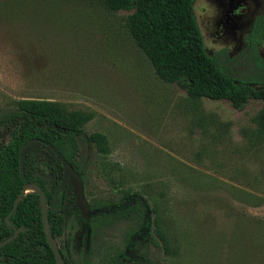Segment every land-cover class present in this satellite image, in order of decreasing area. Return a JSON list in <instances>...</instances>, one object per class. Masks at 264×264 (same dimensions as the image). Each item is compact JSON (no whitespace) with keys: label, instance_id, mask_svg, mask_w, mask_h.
I'll return each instance as SVG.
<instances>
[{"label":"rangeland","instance_id":"374dc122","mask_svg":"<svg viewBox=\"0 0 264 264\" xmlns=\"http://www.w3.org/2000/svg\"><path fill=\"white\" fill-rule=\"evenodd\" d=\"M256 10L264 12V0ZM125 14L98 0H0V121L19 99L85 113L83 133H101L107 151L76 137L61 140V153L82 172L90 205L117 202L124 191L146 198L157 243L136 250L154 264H264V136L253 122L262 102L235 109L190 99L156 76ZM259 50L264 57V43ZM220 60L235 76L253 71L249 62ZM137 225L126 208L94 219L87 248L72 247L79 225L66 212L57 241L72 264H104Z\"/></svg>","mask_w":264,"mask_h":264},{"label":"trees","instance_id":"16d2710c","mask_svg":"<svg viewBox=\"0 0 264 264\" xmlns=\"http://www.w3.org/2000/svg\"><path fill=\"white\" fill-rule=\"evenodd\" d=\"M98 1L106 10L126 12L124 26L156 76L182 87L190 99L226 100L235 109H241L249 99L261 101L262 107L254 115L253 122L256 132L264 136V59L253 48V43L248 61L253 71L242 77L235 76L223 61L205 53L194 18L193 0ZM262 21L264 17L257 20ZM15 105V111L1 120L10 138L5 144L0 142V243L15 229L19 230L11 240L0 244V264H55L42 231L37 193L27 191L17 198L24 184H34L43 191L48 226L56 241L62 232L63 213H70L81 226L72 247L87 248L94 219L100 221L126 208L133 209L138 218L137 228L128 233L123 247L104 264H154L145 253L136 250L137 245L157 243L152 234V210L141 194L124 191L117 202L91 204L92 218L85 222L75 207L64 204V194L52 203V192L60 176L56 169H60V164L40 143L36 142L35 152L29 148L23 151L24 174L19 173L18 150L30 139L44 140L61 152V140L82 137L89 147L106 152L101 133H83L87 115L46 99H19ZM41 153L45 154L51 168V177H46L37 165ZM65 159L77 170L72 160ZM57 244L62 260L72 264L64 253V242L57 241Z\"/></svg>","mask_w":264,"mask_h":264},{"label":"flooded vegetation","instance_id":"af4514ba","mask_svg":"<svg viewBox=\"0 0 264 264\" xmlns=\"http://www.w3.org/2000/svg\"><path fill=\"white\" fill-rule=\"evenodd\" d=\"M214 1L215 0H210V2L213 3L215 5V7L218 9V15H216V17L214 18V22H213L214 31H212L210 33V35L215 36L217 38V40H219L220 42H222L225 45H227L226 44L227 42H236V44H234V46H232V49L225 48L221 52H219L215 55H213L212 51L211 52L208 51L207 53L206 52L205 53L208 56L213 55V56H209V57H211V58L216 57L218 60L221 59L222 57H226V59H227L226 61L238 60L240 62H248L250 60L249 54L252 53L251 46L254 44L253 48H255L257 53L260 55L259 47H260V45H262L264 43V21L257 22V20L260 17L261 18L264 17V12H259L256 10L257 6L259 4V0H216V2H214ZM194 2H195V0L192 1V8H193L195 22L197 24V18H196L195 12H194ZM203 49H204V47H203ZM262 58L264 59V57H262ZM4 126H5L4 123L2 121H0V130L2 133L1 137L3 139L7 138L9 140L10 134L8 132V129H6ZM36 140H41V139H36ZM36 142H34L33 144H36ZM38 143H40V142H38ZM42 146H44V145H42ZM26 148H28V146ZM44 150L51 152V150L45 146H44ZM59 164H60V162H59ZM47 166L49 168V172H47V174L51 175L52 172H51V168L49 167L48 163H47ZM73 169H74V167H73ZM76 169L77 170H75V169L74 170L78 174H79V172L81 173L79 175L82 179L83 190H84V181H83L82 172L80 170H78L77 167H76ZM23 171H24V165H23ZM56 171H57V174L60 175L59 181H58V184H59V182L61 180V176H62L61 165H60V169H56ZM50 175H49V177H51ZM45 176L48 177L47 175H45ZM57 185H56V187H57ZM56 187H55V189H56ZM68 189L70 190L69 195H70V201L72 203V207H75L74 200H73V194H72V188L70 186L68 179L64 185L63 190L59 191L58 194L56 195L54 202H53V198L51 196L52 203L53 204L56 203L57 197H61L62 194H64L65 195L64 204H65L66 197L68 194L67 193ZM54 190H53V192H54ZM53 192H52V195H53ZM84 196H85V194H84ZM90 206L91 205L89 204V208H90ZM46 211H47V208H46ZM90 212H91V208H90ZM78 214H79V212H78ZM91 218H92V212H91V215L87 221L91 220ZM87 221H85V222H87ZM80 228H81V226L79 225V229ZM90 231H91V229H90ZM56 243H57V241H56ZM57 246H58V244H57Z\"/></svg>","mask_w":264,"mask_h":264},{"label":"water","instance_id":"95a60500","mask_svg":"<svg viewBox=\"0 0 264 264\" xmlns=\"http://www.w3.org/2000/svg\"><path fill=\"white\" fill-rule=\"evenodd\" d=\"M40 142L42 145L47 147L51 150V152L54 154L55 158L60 162L61 168H62V176L59 184L57 185L56 189L53 192L52 198L53 202L55 201V197L58 194L59 191H62L64 188V185L69 180L70 186L72 188V194H73V200L74 205L77 208L80 217L87 221L91 215L89 204L84 196V190H83V183L80 175L73 169L71 164L64 158V156L52 145L49 144L43 140H36V139H30L23 143L19 150H18V170L21 176H23V151L24 149L29 146V144H32L34 142ZM31 188V190H28V188ZM27 191H34L38 195L39 200V208H40V221L42 226V231L45 237V240L52 252L54 262L55 264H65V262L62 260L60 256V252L56 243L55 238L53 237L52 233L50 232L49 226H48V220H47V211H46V205H45V197L43 191L34 184H24L22 189L20 190L18 197H20L22 194H24ZM17 199L14 201L12 210L14 209V206L16 204ZM7 220V216L5 218ZM7 222V221H6ZM8 223V222H7ZM19 229H15L13 234L8 237L6 240L1 242L0 244H3L9 240H11L18 232Z\"/></svg>","mask_w":264,"mask_h":264},{"label":"clouds","instance_id":"9594fccd","mask_svg":"<svg viewBox=\"0 0 264 264\" xmlns=\"http://www.w3.org/2000/svg\"><path fill=\"white\" fill-rule=\"evenodd\" d=\"M197 17V27L200 31L202 38V44L205 52L209 50L213 52V55L221 52L223 49H230L231 45H225L213 35H210L214 31L213 22L216 15H218V9L210 0H198V4L195 11ZM209 55V56H213Z\"/></svg>","mask_w":264,"mask_h":264},{"label":"bare ground","instance_id":"6f19581e","mask_svg":"<svg viewBox=\"0 0 264 264\" xmlns=\"http://www.w3.org/2000/svg\"><path fill=\"white\" fill-rule=\"evenodd\" d=\"M28 190H31V188L29 187V189Z\"/></svg>","mask_w":264,"mask_h":264}]
</instances>
